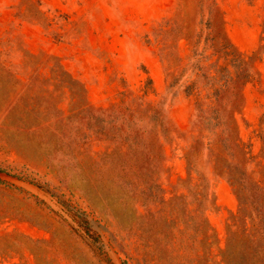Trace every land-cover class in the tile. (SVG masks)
Returning <instances> with one entry per match:
<instances>
[{"label": "rangeland", "instance_id": "obj_1", "mask_svg": "<svg viewBox=\"0 0 264 264\" xmlns=\"http://www.w3.org/2000/svg\"><path fill=\"white\" fill-rule=\"evenodd\" d=\"M0 264H264V0H0Z\"/></svg>", "mask_w": 264, "mask_h": 264}, {"label": "trees", "instance_id": "obj_2", "mask_svg": "<svg viewBox=\"0 0 264 264\" xmlns=\"http://www.w3.org/2000/svg\"><path fill=\"white\" fill-rule=\"evenodd\" d=\"M226 143V142H225Z\"/></svg>", "mask_w": 264, "mask_h": 264}]
</instances>
